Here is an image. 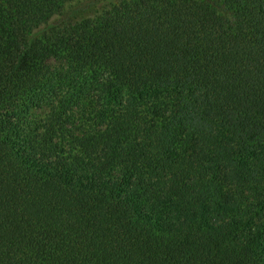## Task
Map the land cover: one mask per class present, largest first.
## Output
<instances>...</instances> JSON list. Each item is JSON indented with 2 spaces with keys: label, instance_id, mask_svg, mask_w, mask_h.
Wrapping results in <instances>:
<instances>
[{
  "label": "trees",
  "instance_id": "obj_1",
  "mask_svg": "<svg viewBox=\"0 0 264 264\" xmlns=\"http://www.w3.org/2000/svg\"><path fill=\"white\" fill-rule=\"evenodd\" d=\"M0 264H264V0H0Z\"/></svg>",
  "mask_w": 264,
  "mask_h": 264
}]
</instances>
